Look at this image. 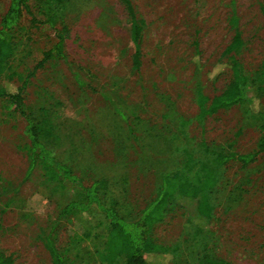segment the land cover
Segmentation results:
<instances>
[{"label":"rangeland","instance_id":"1","mask_svg":"<svg viewBox=\"0 0 264 264\" xmlns=\"http://www.w3.org/2000/svg\"><path fill=\"white\" fill-rule=\"evenodd\" d=\"M130 1L143 25L137 48L124 0H31L34 16H54L55 25L35 26L25 14L14 33L10 66L27 76L57 35L64 37L66 58L36 71L24 107L52 127L55 136L46 144L56 158L84 185L107 179L103 201L117 202L121 216L134 220L156 196L164 173L185 174V152L199 163L218 151L257 150L264 136V90L256 88L264 60V0ZM9 4L0 0V22ZM237 34L243 46L226 54ZM232 56L254 82L253 108L261 113L242 103L202 114L198 96L213 98L231 84ZM13 84L21 85L20 79ZM25 127L24 116L0 99L1 252L10 264H52L45 246L51 234L69 264H126L122 256L115 262L101 258L110 224L97 208L54 227L61 209L85 195L68 182H48L41 164L26 177ZM197 170L187 176L195 179ZM203 200L214 207L210 218L196 221L177 195L155 225L153 237L168 264L208 258L264 264V153L248 165L232 160L219 167L216 187Z\"/></svg>","mask_w":264,"mask_h":264},{"label":"trees","instance_id":"2","mask_svg":"<svg viewBox=\"0 0 264 264\" xmlns=\"http://www.w3.org/2000/svg\"><path fill=\"white\" fill-rule=\"evenodd\" d=\"M31 0H10L7 12L0 22V99L6 102L9 111L19 112L26 120L25 133L29 140L27 148L29 166L27 176L37 164L43 165L46 180L49 182L62 180L80 189L85 200L72 201L63 207L56 219L55 226L64 219L76 213H87L92 208L102 213L110 224L107 235L106 247L100 253L102 259L107 262H115L118 257L125 258L126 264H168L169 256L164 248L153 237V230L167 211L170 199L179 195L188 214L198 221V217L210 218L213 205L204 201L209 196L217 184V169L232 160H238L244 165L252 163L259 155L264 153V136L259 141L257 150L246 154H235L218 151L213 154L211 160L195 161L190 152H185L184 171L164 173L158 187L156 196L143 209L141 215L134 220H129L121 216L117 209V202L110 201L109 204L103 201L109 190L107 179L94 180L89 185H84L81 178L67 164L56 158L53 149L48 147L46 140L55 136L51 126L46 125L43 120L37 119L32 114L31 108H25V89L28 87L30 78L36 71L42 68L47 62L55 59H65L64 37L57 35L58 41L44 52L43 58L36 64L34 69L23 77L18 75L10 66V60L15 55L16 45L14 33L21 28L22 19L27 14L31 19L30 23L37 26L47 23L50 27L55 25V17L49 16L45 21L38 20L30 8ZM49 2L62 3L64 0H48ZM131 15V35L136 48L139 46L143 25L136 19L134 8L130 0H124ZM48 2V3H49ZM243 46L240 35H236L232 44L225 53L230 54L238 51ZM138 53V52H137ZM140 67L139 57L136 54L134 68ZM228 67L232 70V82L228 89L213 98L203 94L198 96V103L202 114H213L222 108H227L242 103L248 104L253 113H261L255 110L257 93L264 90V60L257 77L258 86L254 87V82L247 76L245 67L240 60L232 56ZM18 77L21 85L14 86L13 81ZM196 167L195 179H190L187 173ZM204 201V202H201ZM196 202V203H195ZM205 212V213H204ZM199 222V221H198ZM200 226V224H199ZM53 227V228H54ZM200 230V229H199ZM201 230H203L201 228ZM200 230V231H201ZM45 246L52 258V264H69L65 254L61 253L55 245L51 234L45 236ZM10 258L4 256L0 250V264H10ZM203 264H230L223 259H206Z\"/></svg>","mask_w":264,"mask_h":264}]
</instances>
